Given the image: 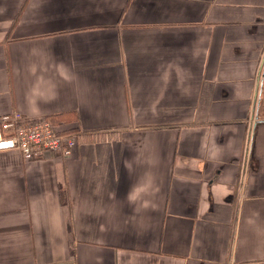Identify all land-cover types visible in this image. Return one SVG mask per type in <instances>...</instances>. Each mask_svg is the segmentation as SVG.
<instances>
[{
    "label": "crops",
    "instance_id": "1",
    "mask_svg": "<svg viewBox=\"0 0 264 264\" xmlns=\"http://www.w3.org/2000/svg\"><path fill=\"white\" fill-rule=\"evenodd\" d=\"M0 264H264V0H0Z\"/></svg>",
    "mask_w": 264,
    "mask_h": 264
},
{
    "label": "built area",
    "instance_id": "2",
    "mask_svg": "<svg viewBox=\"0 0 264 264\" xmlns=\"http://www.w3.org/2000/svg\"><path fill=\"white\" fill-rule=\"evenodd\" d=\"M76 138L73 131H66L45 116L24 117L19 112L0 116V151L15 150L24 159L45 152L68 157L77 145Z\"/></svg>",
    "mask_w": 264,
    "mask_h": 264
},
{
    "label": "trees",
    "instance_id": "3",
    "mask_svg": "<svg viewBox=\"0 0 264 264\" xmlns=\"http://www.w3.org/2000/svg\"><path fill=\"white\" fill-rule=\"evenodd\" d=\"M45 117L48 118V119H50L51 121H53L56 124L62 125V120L59 118L58 115H51V116H45ZM69 131H73V130L70 129Z\"/></svg>",
    "mask_w": 264,
    "mask_h": 264
}]
</instances>
